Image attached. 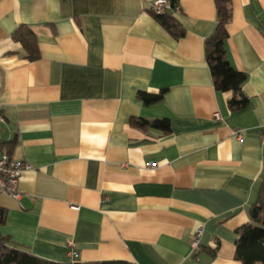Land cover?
Returning a JSON list of instances; mask_svg holds the SVG:
<instances>
[{"label": "crops", "instance_id": "1", "mask_svg": "<svg viewBox=\"0 0 264 264\" xmlns=\"http://www.w3.org/2000/svg\"><path fill=\"white\" fill-rule=\"evenodd\" d=\"M152 1L0 0V149L33 167L18 198L0 193L11 246L61 263L72 244L79 263L241 264L237 230L264 181V0L230 2L226 56L248 98L237 110L205 59L214 0H171L179 37ZM21 25L36 60L12 38Z\"/></svg>", "mask_w": 264, "mask_h": 264}, {"label": "trees", "instance_id": "2", "mask_svg": "<svg viewBox=\"0 0 264 264\" xmlns=\"http://www.w3.org/2000/svg\"><path fill=\"white\" fill-rule=\"evenodd\" d=\"M231 0H214L217 11V24L213 33L205 39V59L210 70L213 86L216 91H230L231 97L227 101L230 110L243 108L248 104V98L242 91L246 80L244 72L232 67L226 56V39L228 37L226 25L231 18ZM155 19L175 37L183 34L176 20L167 14H155ZM12 38L18 41L30 61L39 58L36 35L27 26L21 25L13 33ZM163 91L158 94H139L140 99L146 103L159 101ZM129 123L140 129L155 128L163 132L170 130L167 118L147 120L143 118H130ZM250 223L237 230L238 237L235 242V260L241 264H264V181L260 188L258 200L249 209ZM4 220V211L0 209V223ZM0 264H131L126 261L108 260L79 263L55 262L40 258L25 249L13 247L6 238L0 236Z\"/></svg>", "mask_w": 264, "mask_h": 264}, {"label": "built area", "instance_id": "3", "mask_svg": "<svg viewBox=\"0 0 264 264\" xmlns=\"http://www.w3.org/2000/svg\"><path fill=\"white\" fill-rule=\"evenodd\" d=\"M149 9L155 14H167L168 12H177L180 10L179 4L171 0H153ZM215 118H218L217 113L214 114ZM4 116L0 111V122H3ZM147 166L153 167L155 164L148 163ZM33 167L30 164L22 162L12 157L8 152L0 149V193L7 194L10 197L18 198L19 193L17 190L18 181L21 174L25 171L32 170ZM202 234V229L196 230L192 237V247L198 248L199 240ZM68 257L70 262L76 260L78 253L72 247V244H68Z\"/></svg>", "mask_w": 264, "mask_h": 264}]
</instances>
